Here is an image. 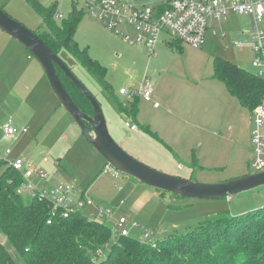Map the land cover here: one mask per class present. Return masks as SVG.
<instances>
[{
	"label": "rangeland",
	"instance_id": "374dc122",
	"mask_svg": "<svg viewBox=\"0 0 264 264\" xmlns=\"http://www.w3.org/2000/svg\"><path fill=\"white\" fill-rule=\"evenodd\" d=\"M38 1L45 8L56 7L54 20L58 25L69 19L74 7L83 8V0ZM127 1L155 7L164 0ZM0 8L40 36L48 31L44 15L29 0H0ZM83 11L74 40L106 67L108 84L98 82L66 48L58 53L98 99L109 131L121 147L152 168L196 182H227L256 172L252 165V110L242 105L224 81L215 77L218 58L254 71L250 46L236 47L232 42V37L248 35L250 18L234 14L212 22L202 47L189 45L164 31L157 43V54L149 56L142 46L131 44L90 12ZM26 58L38 62L29 51ZM2 68L0 154L10 149L7 158L25 157L41 165L50 175L49 186L71 184L86 191L97 204L112 210H104L100 216L93 206L87 214L102 217L116 232L117 221L125 216L130 235L144 240L150 232L147 242L156 247L158 240L187 232L207 217L224 212L242 215L264 207V185L221 198L204 199L156 189L121 171L115 176L106 170L108 162L52 89L51 96L34 93L37 79L32 80L33 95L23 102L16 96L14 76L8 73L10 64ZM147 78L153 88V99L136 97L138 110L133 117L120 106L129 98L119 91L122 87L139 91ZM44 84L47 89L45 81ZM47 84L49 87L48 79ZM155 102L161 108L154 109ZM10 118L17 126H26L27 131L7 137L4 123ZM126 122L137 123L139 127L132 130ZM46 155L48 161H44ZM4 167L0 168V175ZM114 237L112 242L92 251L93 263L106 255L105 250L110 249ZM1 241L6 244V238ZM96 245L100 243L96 241Z\"/></svg>",
	"mask_w": 264,
	"mask_h": 264
},
{
	"label": "trees",
	"instance_id": "16d2710c",
	"mask_svg": "<svg viewBox=\"0 0 264 264\" xmlns=\"http://www.w3.org/2000/svg\"><path fill=\"white\" fill-rule=\"evenodd\" d=\"M29 1L44 15L48 31L41 37L47 44L56 53L66 48L98 82L108 84L106 67L74 40L83 9L74 7L69 19L58 25L54 20L55 6L45 8L38 0ZM58 72L78 106L93 114L86 96L59 67ZM215 77L224 81L248 109L253 110L262 102L264 80L254 72L218 58ZM111 95L116 97L113 91ZM120 106L136 117L138 100L130 102V107L121 103ZM2 166L5 167L0 175V264H264V207L242 215L224 212L207 217L187 232L158 240L153 247L130 234H114L104 219L89 217L82 211L68 217L54 216L53 222L48 223L53 217L51 203L18 193L21 175L0 162ZM112 236L114 243L105 250L106 257L99 256L93 263L92 251L102 248ZM1 238H6V244Z\"/></svg>",
	"mask_w": 264,
	"mask_h": 264
},
{
	"label": "built area",
	"instance_id": "2783aa9c",
	"mask_svg": "<svg viewBox=\"0 0 264 264\" xmlns=\"http://www.w3.org/2000/svg\"><path fill=\"white\" fill-rule=\"evenodd\" d=\"M82 9L90 12L105 26L114 29L126 41L142 46L149 56L157 54V43L164 31L189 45L202 47L212 22L221 21L234 14L245 15L250 18V31H247L248 35L244 38L232 37V42L236 47L250 46L254 55L253 72L264 80V0H164L155 7L139 6L127 0H83ZM58 16L63 17L62 14ZM223 35L227 36V33L223 32ZM119 94L129 98L122 103L123 107H128L136 97L151 101L153 88L150 79L147 78L139 91L122 87ZM155 106L158 107L159 103L155 102ZM252 113L254 124L252 165L256 172H261L264 171V97ZM126 126L132 130L139 127L137 123L131 122H126ZM4 131L6 136L10 137L19 132H26L27 128L18 127L15 120L10 118L4 124ZM10 154V149L5 150L0 154V162L11 166L21 175L22 181L17 189L18 193L51 203L53 217L48 219V223H52L54 216L58 215L68 217L78 211L87 214V210L93 206L99 210L100 216H103L104 210L112 212L97 204L92 196L76 185L49 186L47 181L50 175L43 167L26 160L25 157L9 159L7 156ZM48 158L47 155L44 160L47 161ZM112 167L108 163L106 170L119 176L118 170ZM127 224L128 219L121 216L117 221L118 231L113 229L114 234L129 235ZM150 235V232H147L145 239L141 241H149Z\"/></svg>",
	"mask_w": 264,
	"mask_h": 264
},
{
	"label": "water",
	"instance_id": "95a60500",
	"mask_svg": "<svg viewBox=\"0 0 264 264\" xmlns=\"http://www.w3.org/2000/svg\"><path fill=\"white\" fill-rule=\"evenodd\" d=\"M0 29L15 38L36 57L60 104L81 127L92 145L118 171L133 176L156 189L204 199L221 198L264 185V171L251 173L227 182L202 183L164 173L145 164L129 154L115 141L109 131L103 108L98 99L40 35L12 18L2 8H0ZM58 67L89 100L93 114L86 113L78 106L66 88L58 72Z\"/></svg>",
	"mask_w": 264,
	"mask_h": 264
},
{
	"label": "crops",
	"instance_id": "0c3cea01",
	"mask_svg": "<svg viewBox=\"0 0 264 264\" xmlns=\"http://www.w3.org/2000/svg\"><path fill=\"white\" fill-rule=\"evenodd\" d=\"M243 34H246V30L243 31ZM27 51H28L27 48H25L15 38H13L11 35H9L8 33L4 32L0 29V64H1L0 67L3 66V68L5 69V67L10 64V68L8 70V73H9V75L14 76L13 82L16 83L15 87H14V88H16V91H17V92H15L16 96L19 99L23 100V102L28 101L29 96L33 95L31 92L32 80L37 79V83H36L35 88H34V93H42L43 92V94H45L47 96H51L50 91H52L50 84H49L50 88L48 87L47 76L45 75V71L43 70L41 64L39 62L36 63V62H33L32 60H28L26 58ZM28 57L31 58L30 55H28ZM3 68H2V70H3ZM28 71H29V74H27ZM1 72L2 71L0 69V73ZM44 81L47 85V89L45 87ZM21 86H23L24 91L21 90L22 89ZM38 87H39V89H38ZM21 94H23L25 96V98H22ZM26 96H28V97L26 98ZM159 108H161V106H158V107L154 106V109H159ZM166 111H167V109H166ZM18 127H20V126L18 125ZM22 127L24 128L26 126H21V128ZM48 160H49V158H48ZM44 161H46V160H44ZM36 165H38V164L36 163ZM38 166L42 167L41 165H38Z\"/></svg>",
	"mask_w": 264,
	"mask_h": 264
}]
</instances>
